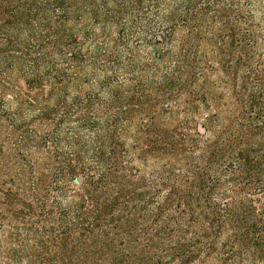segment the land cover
I'll use <instances>...</instances> for the list:
<instances>
[{"label":"trees","instance_id":"16d2710c","mask_svg":"<svg viewBox=\"0 0 264 264\" xmlns=\"http://www.w3.org/2000/svg\"><path fill=\"white\" fill-rule=\"evenodd\" d=\"M263 132L264 0H0V264H99L152 191L181 264H264Z\"/></svg>","mask_w":264,"mask_h":264},{"label":"rangeland","instance_id":"374dc122","mask_svg":"<svg viewBox=\"0 0 264 264\" xmlns=\"http://www.w3.org/2000/svg\"><path fill=\"white\" fill-rule=\"evenodd\" d=\"M21 83L22 81L19 80V84ZM176 83L177 80L174 81V84ZM177 85L179 86V83H177L174 86L177 88ZM184 107L185 106L183 105L179 108L178 117L180 118L181 121L182 120L185 121L187 119L185 117L186 112L183 111ZM203 122H205V118H202L201 116H195L190 120L189 126L191 127V130L194 133L199 132L200 133L199 135H202L204 132V128L201 126V123ZM53 125H54V121L51 120L46 122L45 121L35 122L32 125H30V127L32 129H34L35 127L36 129L45 131L49 127L53 128ZM197 127L199 130L197 129ZM184 130L186 131L187 129L184 128ZM177 131H181V130L178 129ZM174 135L177 139L180 137L179 134L175 133ZM261 143H264V132L261 133V136L260 135L256 136V138L253 141L246 144H250V145L253 144V146H256ZM128 148L131 149L130 145L128 146ZM117 151H119V149ZM133 152L135 156L138 155V152L136 151ZM139 161L141 162L139 163ZM139 161L135 160V162H132V166L143 170V172L146 174V177L155 175L158 172H160V170L162 169L161 163L159 164L154 163L153 158L145 161V163H149V165L147 166H145L144 163H142V160L139 159ZM10 173H11L10 176L16 175L13 170ZM81 180H82L81 176H77L75 178L73 187L77 188L81 184L82 182ZM145 197H147L144 198L146 199L145 201L140 199H139L140 201L138 200L129 201L128 204H126L125 206H121L117 209V211H114L116 212L115 217H117L118 215L125 214L126 212H130V214L127 217L126 221L123 222V228H122L123 231H121V228L116 229L113 223L110 224L109 231L113 239L112 241H108L109 244L108 246H110L111 249L109 251H101L95 253V256H97L100 260L99 264L111 263L112 260L115 258L120 260L121 264H158L157 261L159 262V264H181V261L184 259V257L171 255V251L175 250V247L178 246L179 243L187 240V243L191 244L192 250L199 249L200 246H198L195 240L198 239V237L200 236L198 234L193 235L192 232L195 229H198L200 227L202 228L205 225V221L203 220V224L201 221H192L191 219H189L188 215H185V217H181L179 223L169 224V227L171 229L173 228L176 229L175 231L172 232L169 239H168V235H165L164 237L163 236L156 237L154 235L153 238L149 237V239L141 235L143 233V228H145L147 224L150 223L151 220L153 219L152 218L154 214L153 210L156 206V202L159 201L161 196H158L157 193L152 191L150 196L148 194H145ZM148 198L152 201V204L149 207L145 205V202L147 201ZM172 216H176V214L172 213ZM54 223H55V219L53 217L50 218L47 222L48 225H53ZM105 230H107V227L101 229V231L103 232ZM130 230H133L135 233V235H133L132 237H128V235H126ZM115 233L118 234L120 233V234L119 236H116ZM166 234H168V231ZM122 235H126L128 239L126 241H129L127 242L126 245H120V243L122 242L121 240ZM158 239L160 241H158ZM161 250H165L164 252H167L168 254L160 258ZM102 256H105V258Z\"/></svg>","mask_w":264,"mask_h":264}]
</instances>
